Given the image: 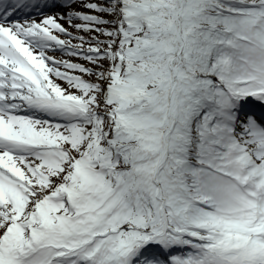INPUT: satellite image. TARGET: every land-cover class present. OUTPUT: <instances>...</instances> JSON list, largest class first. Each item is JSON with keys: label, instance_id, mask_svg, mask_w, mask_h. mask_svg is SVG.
I'll return each mask as SVG.
<instances>
[{"label": "snow or ice", "instance_id": "snow-or-ice-1", "mask_svg": "<svg viewBox=\"0 0 264 264\" xmlns=\"http://www.w3.org/2000/svg\"><path fill=\"white\" fill-rule=\"evenodd\" d=\"M0 264H264V0H0Z\"/></svg>", "mask_w": 264, "mask_h": 264}, {"label": "rangeland", "instance_id": "rangeland-1", "mask_svg": "<svg viewBox=\"0 0 264 264\" xmlns=\"http://www.w3.org/2000/svg\"><path fill=\"white\" fill-rule=\"evenodd\" d=\"M75 42V41H74ZM57 55H59V54H57Z\"/></svg>", "mask_w": 264, "mask_h": 264}]
</instances>
